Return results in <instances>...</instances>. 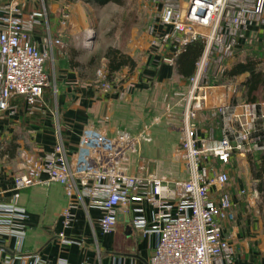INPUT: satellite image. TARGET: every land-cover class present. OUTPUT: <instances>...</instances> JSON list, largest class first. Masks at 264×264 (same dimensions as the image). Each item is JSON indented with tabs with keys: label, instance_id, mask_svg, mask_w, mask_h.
Listing matches in <instances>:
<instances>
[{
	"label": "built area",
	"instance_id": "1",
	"mask_svg": "<svg viewBox=\"0 0 264 264\" xmlns=\"http://www.w3.org/2000/svg\"><path fill=\"white\" fill-rule=\"evenodd\" d=\"M156 3V20L148 28L149 47L153 52L159 50L162 61L172 62L189 43H202L182 96L178 151L184 159L185 177L130 173L123 162L137 137L123 131L109 136L89 123L74 151L59 129L51 150L42 154L18 150L21 163L13 188L60 184L65 194L60 210L63 229L71 226L81 203L102 209L99 227L103 234L115 230L120 209L126 213L131 204L146 202L152 208L151 218L135 207L130 225L142 234L157 236L147 264H230L235 251L224 224L232 222L235 213L225 190L229 175L219 164L229 163L235 155L264 153V100L232 102L244 85L215 84L214 80L230 68L231 59L248 49L261 53L258 66L264 71V0ZM23 7L18 0L0 4V115L17 112L20 100L28 113L43 111L50 85L46 60L53 46L62 44L59 32L56 38L42 37L39 47L32 34L36 26L47 24V11L42 4L24 14ZM60 13L64 27L70 17L68 6ZM161 50H168L171 57ZM107 74L106 69L96 72L98 83L110 91L113 86ZM221 88L228 93L212 102L210 95ZM205 109L220 119L216 137L212 131L206 136L199 133L197 116ZM21 214L13 204L0 201V234L10 230L20 237L22 231L12 226ZM57 236L61 242L68 241L63 230Z\"/></svg>",
	"mask_w": 264,
	"mask_h": 264
},
{
	"label": "crops",
	"instance_id": "2",
	"mask_svg": "<svg viewBox=\"0 0 264 264\" xmlns=\"http://www.w3.org/2000/svg\"><path fill=\"white\" fill-rule=\"evenodd\" d=\"M41 3L45 6L43 1ZM37 5L35 3L33 6ZM51 6L54 8L56 3L47 5L50 13L54 11ZM60 14L58 11L52 26L47 19V24L42 23L34 28L32 38L38 46L42 37L49 34L56 38L62 32L64 27L60 23ZM69 21L70 17L67 24ZM37 29L41 32H37ZM161 51L171 57L168 50ZM158 54L159 50H155L143 57V64L135 60L133 67L123 65L112 76L107 74L113 86L110 91H105L97 80H91L78 68L64 62L65 65L57 69L56 90L51 97L44 94L43 111L28 113L24 101L20 100L17 112L6 111L0 115V192L3 194L0 201L13 204L22 213L20 218L13 219L15 225L12 226L22 231L20 237L10 230L0 234V264H147L157 236L142 234L130 225L135 207L142 208L145 217L151 218L152 208L146 202L131 204L126 213L120 209L116 228L110 234L100 231L102 209L80 203L75 210L73 223L63 229L60 223V210L65 204L62 186L52 183L16 191L13 178L20 167L18 150L26 149L39 154L51 150L57 142V129L71 151L76 149L80 135L89 123L95 124L96 128L109 136L122 131L133 134L135 131L128 130L125 120L138 110L136 98H143L142 95L150 90L175 88L176 82L184 79L176 70L175 58L168 63L162 61ZM240 76H244L239 81L243 84L247 74ZM244 91L237 93L232 102L246 101L242 97ZM227 93L228 89L221 88L210 95L211 101L217 102ZM219 121V117L197 121L200 135L206 136L212 131L215 137L218 136ZM170 149L172 152L173 147ZM260 154L235 155L229 163L219 164V169L229 175L225 190L235 213L234 220L224 224V233L235 251V260L230 264H264V209L259 207L261 193L256 187L257 179L253 178L251 172V161ZM129 159L130 155L123 166L130 173L174 177L170 168L161 171L156 167L146 173L135 171V168L128 167ZM182 161L183 174L186 175L184 159ZM62 230L67 242H61L57 236Z\"/></svg>",
	"mask_w": 264,
	"mask_h": 264
},
{
	"label": "rangeland",
	"instance_id": "3",
	"mask_svg": "<svg viewBox=\"0 0 264 264\" xmlns=\"http://www.w3.org/2000/svg\"><path fill=\"white\" fill-rule=\"evenodd\" d=\"M9 1L12 0H0V4ZM18 1L24 3V14H28L37 6L41 7V1H43L47 9L46 17L51 26L54 23V18L58 17V11L64 6L69 8L70 21L61 30L62 44L53 46L46 60V68L50 78V85L46 93L50 97L58 86L56 77L58 66L66 62L67 58L71 56L72 50L79 52L76 58L81 63H87L90 57L96 58L95 64L92 67H85L83 71L86 76L95 81L97 80V70L106 69L103 54L107 47L119 48L140 64L144 63L143 57L153 52L149 47L148 28L156 20L157 0H123L124 5L108 2L104 6H93L78 0ZM35 3L38 5L33 6ZM52 3L54 5L56 3V6L54 8L51 6V10L54 11L50 13L47 5L50 6ZM36 31L41 32L40 29ZM243 58V53H240L236 58L231 59L228 65H234L235 62L243 60ZM243 77L238 76L236 79L226 80L218 77L214 81L215 84H226L228 81H230L229 83L232 81L238 87L239 81ZM210 80L213 81V78ZM175 85L177 87L168 90H150L148 94L142 95L143 98H136V103L139 104L138 110L125 120L128 130L135 131L133 134L129 133L137 137L134 148L129 154L130 159L127 161L128 167L135 168V171L140 170L139 172L146 173L158 167L161 171L170 168L174 177L182 178L180 176L185 175L182 167L183 158L177 150V140L181 132L183 117L182 96L186 90L185 78L177 81ZM242 95L244 98V94ZM256 96H258L256 99L264 100V92H258ZM209 117L215 119L205 109L198 114L197 121L210 120ZM148 127L150 131L146 130ZM170 147H173L172 152ZM18 162L21 163L19 159ZM19 169L16 170L15 174L18 173Z\"/></svg>",
	"mask_w": 264,
	"mask_h": 264
},
{
	"label": "trees",
	"instance_id": "4",
	"mask_svg": "<svg viewBox=\"0 0 264 264\" xmlns=\"http://www.w3.org/2000/svg\"><path fill=\"white\" fill-rule=\"evenodd\" d=\"M73 1V0H67ZM93 6H104L108 2H114L118 5H124L123 0H78ZM202 51V43L192 42L185 46L184 50L175 57V67L177 72L182 77H189L194 70L195 61L198 59ZM245 52V53H244ZM243 60H239L231 65L230 68L222 70L219 78L221 79H235L239 75L246 73L247 76L243 82L244 85V98L247 101H254L258 96V92H264V71L260 70L259 57L260 52L255 49L243 50ZM79 52L72 50V54L67 58V65L70 67L78 68L83 73L85 67H92L95 64V57H90L87 63H81L77 60ZM103 58L105 60V67L108 71V76L118 70L123 65L134 66L135 60L126 53L115 47H107ZM48 88H46L45 93ZM252 176L257 179L256 187L261 193V201L259 207L264 209V153H261L256 159L252 161Z\"/></svg>",
	"mask_w": 264,
	"mask_h": 264
}]
</instances>
